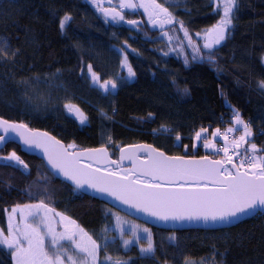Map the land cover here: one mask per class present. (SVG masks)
<instances>
[{
    "label": "trees",
    "instance_id": "16d2710c",
    "mask_svg": "<svg viewBox=\"0 0 264 264\" xmlns=\"http://www.w3.org/2000/svg\"><path fill=\"white\" fill-rule=\"evenodd\" d=\"M158 2L183 20L196 40V32L210 28L222 15V9L217 13L216 0ZM237 3L227 39L217 46L216 62L192 60L186 51L189 63L185 64L179 52L167 51L169 41L163 35L164 29L150 27L139 9L135 13L126 10L127 19L144 22L134 28L126 23L106 24L86 0H0V41L6 40L13 50L19 49L15 60L0 59V116L46 130L65 144L75 140L82 148L107 144L111 136L113 157L118 153L116 145L139 142L170 155H183L182 145L191 148L197 129L221 125V120L228 123L236 109L251 123L252 141L264 147V90L259 87L264 81V0ZM65 13L73 19L62 32L59 20ZM121 47L136 76L126 82L118 80L117 89L104 93L92 86L87 65L92 64L103 79L126 77L120 66L123 55L117 51ZM37 77L56 85L48 92L40 87L44 96H59V101L71 98L72 104L88 116L87 124L81 125L62 105L46 115L41 111L36 117L23 114L20 97L30 101V89L39 85L33 83ZM23 80L29 84H22ZM177 133L181 141H176ZM13 150L29 164L30 172L22 174V169L0 166V228L6 227L5 209L40 198L36 182L47 175L44 195L50 199L46 202L77 220L98 240L111 221L105 213L113 207L51 176L42 160L25 153L14 142L5 144L0 156ZM188 154L208 153L198 148ZM151 229L154 256H140L135 246L126 251L118 239L108 246L107 254L130 260V264H264V215L218 229ZM172 236L174 240L169 239ZM104 255L102 248L100 256ZM206 256L214 258L208 260ZM9 261L10 254L0 247V264Z\"/></svg>",
    "mask_w": 264,
    "mask_h": 264
},
{
    "label": "snow or ice",
    "instance_id": "6c2138e0",
    "mask_svg": "<svg viewBox=\"0 0 264 264\" xmlns=\"http://www.w3.org/2000/svg\"><path fill=\"white\" fill-rule=\"evenodd\" d=\"M86 2L101 14L106 24L126 23L139 28L143 21L126 18V10L135 13L138 9H143L147 23L153 27L163 30L165 26H172L171 30L175 32V25L178 24L183 32L182 40L179 36L169 35L168 31H164L163 35L169 42L173 39L179 41V53L184 54L185 64L189 63L186 47L191 49L192 60L210 64L216 62L217 46L227 39L238 8L237 0H216L217 13L222 9V15L210 28L195 33L203 40L200 44L190 34L184 21L177 19L169 7L158 0ZM72 19L71 14L65 13L59 20L62 32ZM124 43L127 45V41ZM117 51L123 55L120 66L122 71L126 69V77L103 79L93 70L92 64L87 65L92 86L104 93L117 89L118 80L126 82L136 76L124 48ZM170 51H177V48ZM18 53V48L13 50L6 40L0 41V59L5 62L15 60ZM163 54L167 56L168 52ZM39 82L37 77L33 83ZM21 83L27 85L29 81ZM259 87L264 90V81ZM184 91L188 90L185 88ZM64 107L81 125L87 124L88 116L77 105L66 103ZM228 123L231 126L223 131L217 127L209 133L208 128L201 127L194 132L195 143L191 148L202 142L205 149L211 150L204 156L189 155L188 144L182 145L185 150L183 155H169L151 144H129L116 145L119 157L112 159L109 144L114 142L111 136L107 144L82 148L75 140L65 144L47 131L3 116H0V146L19 142L29 150H38L51 176L70 181L78 192L90 190L147 218L164 223L195 221L205 225L228 226L241 217L264 215V147L252 142V125L241 118L239 111L233 110ZM162 128L168 130L165 126ZM261 134L264 135V130ZM175 139L181 141L179 133ZM217 139H222L223 144L218 145ZM125 161L130 162L131 167H125ZM0 162V166L22 169V174L30 172L29 164L15 150L0 156ZM47 179V175H43L36 182V195L40 197L36 202L17 203L10 211L5 209L7 228H0V247L10 254L9 264H130V260L107 254L108 246L116 243L117 239L126 251L138 246L143 257L154 256L153 232L146 226L147 221L141 224L126 218L131 212L121 215L120 211L108 208L105 215L114 219V225H105L102 229L101 244L77 220L46 202L50 199L44 195ZM40 188L43 192L39 191ZM28 195H33L31 187ZM110 232L116 235L110 236ZM169 239L174 240L175 237ZM102 248L105 250L103 261L100 260Z\"/></svg>",
    "mask_w": 264,
    "mask_h": 264
},
{
    "label": "rangeland",
    "instance_id": "374dc122",
    "mask_svg": "<svg viewBox=\"0 0 264 264\" xmlns=\"http://www.w3.org/2000/svg\"><path fill=\"white\" fill-rule=\"evenodd\" d=\"M105 6H107V5H105ZM141 12H142V14H143V9H139ZM144 15V14H143ZM144 17H145V20H146V22H147V17L144 15ZM149 26L150 27H152V28H158V27H153L152 25H150L149 24ZM175 28H176V31L175 32H173L171 29H172V26H165V28H164V31H168L169 32V35H173V36H179L180 38H181V40L183 39V32L182 31H180L179 30V25L177 24V25H175ZM203 32V31H202ZM201 32V33H202ZM166 39H167V37H166ZM167 41H168V39H167ZM184 42V44L186 45L187 44V41L185 40V41H183ZM197 42L198 43H200V44H202L203 43V40L201 39V38H197ZM178 43H179V41H177L176 39H173V41L172 42H169V46H168V49H167V51L168 52H175V51H170V49H172V48H177V52H179V48H178ZM185 51H187V52H189V53H191V49L190 48H185ZM180 55L183 57L184 56V54L183 53H180ZM122 59H123V56H122ZM125 72H126V76H127V71H126V69H125ZM89 76H90V74H89ZM40 81V80H39ZM40 87H42V88H45V92H48V89H55V87H56V85H52V84H50L49 82H47L46 80H43V81H40L39 82V85H38V87L37 88H33V89H30V96H31V99H30V101L28 102L27 100H26V98H28V97H26V96H23V95H21V105H22V107L23 108H28V109H23L22 108V111H23V114H26V115H28V116H31V117H36L37 116V112H39V111H41V112H39V113H41V115L43 114V115H46V114H48L49 112H51L52 113V111H54L55 112V110L58 108V107H60V105H62L63 107H64V105L66 104V103H72V99L70 98V99H68V98H65V99H63V100H61L62 101V103L60 104V102L61 101H59L61 98L59 97V96H50V95H46L45 94V96L42 94L43 93V91L42 92H40ZM65 108V107H64ZM31 109V110H30ZM234 110H236V109H234ZM238 111V110H237ZM22 113V112H21ZM38 113V114H39ZM232 115H233V112H232ZM231 118H232V116H231ZM231 118H230V120H231ZM241 118L244 120V121H246L242 116H241ZM246 122H248V121H246ZM229 126H231L229 123L225 126V127H222V126H220V125H218V126H214L211 130L209 129V133L211 132V131H214L217 127H219V128H221V130L223 131L225 128H227V127H229ZM205 128H207V127H205ZM200 129V128H199ZM199 129H197L196 131H198ZM194 135V134H193ZM107 142H108V140H107ZM217 144L218 145H222L223 144V140L222 139H217ZM253 142V141H252ZM193 143H195V141L192 139V142H191V144L190 145H192ZM255 143V142H254ZM259 147V146H258ZM198 148H201V150L203 151V152H206V153H210L211 152V150L210 149H205L204 147H203V145H202V142H200V143H198L197 144V147L196 148H190V150L192 151V152H196L197 150H198ZM189 150V151H190ZM185 151V150H184ZM222 155V154H221ZM219 158V157H218ZM125 167H127V166H125ZM31 203H34V202H31ZM13 207V206H12ZM12 207H10V208H8V210L10 211L11 210V208ZM121 214V213H120ZM122 215V214H121ZM126 218H128V219H131V218H129V217H126ZM137 221V220H136ZM137 222H139V223H141V224H144V223H142V222H140V221H137ZM5 223H6V227H5V229L7 228V212H6V221H5ZM112 225H114V219L111 217V221H110V224H109V226H112ZM147 227H149V228H151L149 225H146ZM112 235H116V233L115 232H110V236H112ZM102 236H103V232L100 234V236H99V238H98V241L101 243V244H103V240H102ZM119 240V239H118ZM120 243H121V241H120ZM121 245H122V243H121ZM136 248H137V250H138V253H139V255L140 256H142L141 255V253L139 252V247L138 246H135ZM122 248H123V246H122ZM124 249V248H123ZM210 249H212V250H214V249H216L215 247L213 248V247H211L210 246ZM125 250V249H124ZM216 251V250H215ZM216 253V252H215ZM214 255V254H213ZM104 258H105V255L104 256H100V260L101 261H103L104 260ZM206 259H208V260H211L212 258H214V257H212V258H210V257H208V256H206L205 257Z\"/></svg>",
    "mask_w": 264,
    "mask_h": 264
},
{
    "label": "water",
    "instance_id": "95a60500",
    "mask_svg": "<svg viewBox=\"0 0 264 264\" xmlns=\"http://www.w3.org/2000/svg\"><path fill=\"white\" fill-rule=\"evenodd\" d=\"M39 130H41V129H39ZM41 131H46V130H41ZM51 135H53V134H51ZM53 136H55V135H53ZM14 143L18 144L25 153L30 154V155H34V156L38 157L40 160H42V162L45 165V160L43 159L42 154L38 150H35V149L29 150L26 146H23L19 142H14ZM132 144H149V143L139 142V143H132ZM127 145H129V144H127ZM4 146H5V144L2 145V146H0V149L3 148ZM97 147H99V146H97ZM202 156H204V155H202ZM118 157H119V152L117 154V157L116 158L112 157V159H118ZM124 166L131 167V164H130V162L125 161L124 162ZM56 178L64 181L62 177H56ZM64 182L67 183V184H69L70 186H72L74 188V186L71 184L70 181H64ZM81 193L86 194V195H88L90 197L99 199V200L105 202L106 204H108L109 206L113 207L117 211H120L123 214H125L126 212H131V214L129 215V217H131V218H133L135 220H138V221H140L142 223H144L145 221H147V225H149L151 227H154V228H160V229H165V230H184V229H191V228H197V229H218V228H226V227L234 226V225L238 224L239 222H241V221H243V220H245L247 218L252 217V216H250V217H241L238 221H234L232 225H228V226L211 225V224L205 225L202 222H195V221L194 222H188V221L179 222L178 221V222H168V223H164V222H161V221H158V220H155V219L147 218L143 214L135 213L132 210L126 209L122 205L114 204V202L110 198L100 197V196L92 193L90 190L88 192H81Z\"/></svg>",
    "mask_w": 264,
    "mask_h": 264
}]
</instances>
